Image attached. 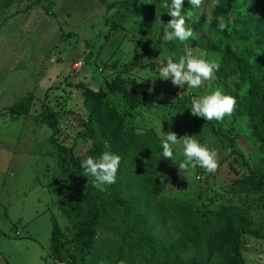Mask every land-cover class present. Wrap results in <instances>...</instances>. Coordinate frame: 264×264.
<instances>
[{
	"label": "rangeland",
	"instance_id": "obj_1",
	"mask_svg": "<svg viewBox=\"0 0 264 264\" xmlns=\"http://www.w3.org/2000/svg\"><path fill=\"white\" fill-rule=\"evenodd\" d=\"M51 1L54 5L49 14L44 6ZM124 1L0 0V264H58L51 257V218L57 217L65 239L73 237V226L58 207L69 183L60 171V149L51 143L53 132L41 114L46 105L54 107L59 124L54 140L63 147L75 146L78 133L88 126L84 86L95 92L107 90V83L118 75L124 76L132 89L158 91L152 106L135 109L122 95H110L108 101L125 116L126 123L140 133L154 131L161 140L169 131L178 139L186 134L195 136L200 144L217 152L214 173L197 167L189 168L185 176L178 173V165L185 159L182 145L172 146L171 160L161 153L160 174L166 183L163 196L192 200L204 207L231 204L247 208L254 218L253 229L264 231V206L258 200L263 193L250 192L244 185L240 190L234 188V182L249 172L245 162L250 167L254 164L248 119L218 123L191 114L193 98L217 87L223 89L215 72L199 88L185 85L183 89L160 79L159 71L124 73V66L136 56L147 62L169 56L178 60L191 50L206 58L191 38L174 47L162 42L160 32L171 19L168 8L138 0L148 7L138 16L130 14ZM112 2L118 5L109 7ZM216 4L217 0H203L195 16L206 14L210 23ZM182 15L189 25L194 23L191 16ZM236 81L230 79L228 85ZM31 94L35 102L30 113L16 117L7 112ZM232 141L235 144L231 145ZM110 226L96 236L95 245L70 244L65 254H74L79 264H109L108 258L122 244L134 264H143L146 251L121 242L128 224L116 219ZM175 226L170 222L165 230L173 241L178 237ZM242 254L248 264H264V239L247 236ZM210 264L219 263L214 259Z\"/></svg>",
	"mask_w": 264,
	"mask_h": 264
},
{
	"label": "trees",
	"instance_id": "obj_2",
	"mask_svg": "<svg viewBox=\"0 0 264 264\" xmlns=\"http://www.w3.org/2000/svg\"><path fill=\"white\" fill-rule=\"evenodd\" d=\"M42 1L39 0L40 3ZM148 1L163 7L168 3L166 0ZM117 3L112 2L109 7H115ZM124 3L130 14L135 12L142 16L148 11V7L142 6L138 0H126ZM135 3L138 4L132 7ZM53 5L51 1L44 6L49 14ZM195 12L196 7L183 3L182 13L194 19L192 25L187 21L185 25L193 31L191 40H195V46L205 53L206 59L219 63V70L215 71L217 82L226 95L236 99L233 114L217 122L246 117L251 128L249 138L255 147L252 153L254 164L250 167L245 162L249 172L234 182V188L240 190L244 185L250 192L263 193L258 199L263 207L264 0H217L210 23L206 14L199 18ZM221 18L226 24L223 31L218 28ZM163 32L164 29L160 32V39L165 43ZM184 43L177 40L167 45L174 47ZM166 60L147 62L142 56H136L124 66V73L137 69L159 71L166 65ZM233 78L237 81L229 86L228 81ZM113 94L122 95L126 103L135 109L152 106L157 101L158 91L132 89L121 75L107 83V90L95 92L84 86L88 126L78 133L77 143L71 148L63 147L54 140L59 131L55 108L46 105L41 114L53 132L51 143L60 149V171L69 183L66 193L58 201V207L69 219L74 231L72 238L65 239L60 222L52 216L51 257L54 261L58 264H79L74 254H65L70 244L77 247L95 245L96 236L111 229L110 225L119 219L128 224L121 242L132 244L137 250L144 249L147 257L143 259V264H210L214 259L219 264H248L242 254L243 240L247 236L264 239V231L261 233L253 229L251 212L231 204L204 207L192 200L165 198L166 183L160 174L159 161L161 139L154 131L140 133L135 126L126 123L125 116L108 101ZM34 102L31 94L9 107L7 112L16 117L28 114ZM105 141L108 142V149L104 147ZM104 151L119 155L121 163L116 182L106 185L107 190L102 192L93 187L91 176L83 175L81 163L87 157L99 158ZM133 189L134 194L131 193ZM170 222L176 223L178 237L174 241L165 234ZM108 260L109 264H118L121 260L125 264L135 263L122 244Z\"/></svg>",
	"mask_w": 264,
	"mask_h": 264
},
{
	"label": "clouds",
	"instance_id": "obj_3",
	"mask_svg": "<svg viewBox=\"0 0 264 264\" xmlns=\"http://www.w3.org/2000/svg\"><path fill=\"white\" fill-rule=\"evenodd\" d=\"M215 2V0H214ZM184 0H171L166 3L168 15L171 19L164 24L163 41L165 43L179 41L184 43L193 36L191 28H186V20L182 15V5ZM190 5L200 8L203 0H189ZM218 28L223 31L226 24L221 18ZM219 63L210 61L203 55H195L191 50L174 61L172 56L166 60V65L159 69V77L162 80H171L174 86L181 89L199 88L204 81L213 77L215 71L219 70ZM236 99L231 95H226L221 87L205 93L191 101V114L203 118L205 121H222L225 116H231L235 110ZM173 145H182V155L185 158L178 165V173L185 176L189 170L197 167L214 173L218 169L217 152L206 145L200 144L195 136L187 134L177 138L175 132L163 133L161 140L162 157L171 160L173 157ZM105 149L109 148L108 142L104 143ZM121 163V157L111 151H104L99 158L87 157L81 163L83 175L93 178V187L99 191H106V185L116 182V174ZM118 264H125L121 260Z\"/></svg>",
	"mask_w": 264,
	"mask_h": 264
}]
</instances>
